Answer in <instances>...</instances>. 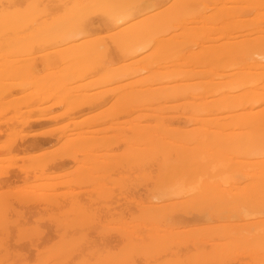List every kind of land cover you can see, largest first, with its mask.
<instances>
[{"label": "bare ground", "instance_id": "obj_1", "mask_svg": "<svg viewBox=\"0 0 264 264\" xmlns=\"http://www.w3.org/2000/svg\"><path fill=\"white\" fill-rule=\"evenodd\" d=\"M29 263L264 264V0H0V264Z\"/></svg>", "mask_w": 264, "mask_h": 264}, {"label": "rangeland", "instance_id": "obj_2", "mask_svg": "<svg viewBox=\"0 0 264 264\" xmlns=\"http://www.w3.org/2000/svg\"><path fill=\"white\" fill-rule=\"evenodd\" d=\"M53 123L54 122H52V121H40V122H38V123H34V124H31V125H29V126H25V127H21V129H19L20 130V132H19V130L17 131V133L15 134V136L17 135V134H20V133H22V132H26V131H32V130H34L35 131V129L36 130H44V128H45V130L47 129V128H50V126H53ZM28 129V130H27ZM25 130V131H24ZM53 145H55L53 142H50L49 144H46V145H43V147H40V148H36V149H32V150H30L31 152H39V151H41V150H43V149H45V148H50V147H53ZM30 151H28L30 154H32V155H35V154H33V153H31ZM50 151V150H49ZM28 152H26V153H28ZM48 153H50V152H48ZM18 154H20V153H18ZM45 154H47V153H45ZM17 161H18V163L20 162L18 159H17ZM68 163H70V164H68ZM67 164H65V166L61 169L62 171H63V169H64V171H66V170H69V169H71V162H68ZM68 168V169H67ZM116 203L117 202H115V205H116ZM42 215H44V216H46V212H45V214L44 213H41V216ZM43 216V217H44ZM34 223V222H33ZM32 223V224H33ZM35 224V223H34ZM39 224H43L42 226H43V228L46 226V225H48V222H46V220H45V223L44 222H39ZM48 234H49V236H47L43 241H44V243L42 244V246H43V248H45V249H49L50 248V246H51V248L52 247H54L56 244H57V238H58V236L56 235V232H54L53 230H49V232H48ZM52 236H53V238H52ZM50 237V238H49ZM55 237V238H54ZM56 242V243H55ZM54 243V244H53ZM17 247V248H16ZM39 247H41V246H39ZM42 248V247H41ZM40 248V249H41ZM15 249H18L19 251H25V249H23L22 247H18V246H15ZM116 249V248H115ZM29 255H31L30 256V258L28 259V262H30V261H32L33 262V254H32V248H31V250H30V253H29ZM31 262V263H32ZM31 263H29V264H31Z\"/></svg>", "mask_w": 264, "mask_h": 264}]
</instances>
